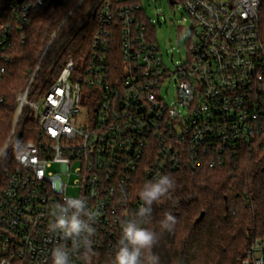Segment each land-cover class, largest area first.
<instances>
[{"label":"built area","instance_id":"built-area-1","mask_svg":"<svg viewBox=\"0 0 264 264\" xmlns=\"http://www.w3.org/2000/svg\"><path fill=\"white\" fill-rule=\"evenodd\" d=\"M64 1L37 3L53 8ZM174 1L192 19L197 38L174 72L159 43L137 23L140 6L115 10L110 3L93 13L100 29L86 60L69 58L53 83L46 77L38 87L46 52L28 71L0 150V264H52L57 246L68 251L70 264H86L83 247L50 231L55 205L65 197L87 200L95 213L93 255L114 264L122 221L139 224L142 181L187 167L225 166L258 150L264 135V0ZM35 5L0 0V85ZM117 16L123 42L113 48L109 26ZM118 54L119 60L111 59ZM169 78L177 83L172 105L162 96ZM29 116L37 129L25 128ZM240 260L264 264V237Z\"/></svg>","mask_w":264,"mask_h":264},{"label":"trees","instance_id":"trees-1","mask_svg":"<svg viewBox=\"0 0 264 264\" xmlns=\"http://www.w3.org/2000/svg\"><path fill=\"white\" fill-rule=\"evenodd\" d=\"M34 1L30 23L24 30L25 41L11 50L8 74L0 85V96L4 97L0 103V150L11 134L16 97L29 82L28 71L37 68L46 52L36 81L38 87L46 77L53 83L69 58L78 64L86 60L99 35L100 25L93 13L100 4L110 3L115 10L139 5L137 23L145 25L147 38L158 44L156 27L147 18L142 0H65L53 8ZM120 21L117 16L109 26L112 34L108 46L113 48L122 46ZM261 30L264 44V20ZM110 57L119 60V54ZM25 128L37 129L31 116ZM168 174L174 187L152 205L149 222L148 217L139 219L141 226L159 234L152 251L159 256L160 264H241V257L254 241L264 237V135L257 151L243 154L225 166L187 167ZM146 182L142 181L139 190ZM169 212L177 223L171 232L162 231L159 221ZM103 259L93 255L90 261L103 264Z\"/></svg>","mask_w":264,"mask_h":264},{"label":"clouds","instance_id":"clouds-1","mask_svg":"<svg viewBox=\"0 0 264 264\" xmlns=\"http://www.w3.org/2000/svg\"><path fill=\"white\" fill-rule=\"evenodd\" d=\"M174 180L169 174H162L155 180L144 183L138 195L143 201L135 213L139 217H148L150 220L152 205L162 197L169 194L174 187ZM123 194V192H122ZM72 210L69 214V210ZM53 222L51 232H62L66 238L76 243L77 248L83 247V259L90 264L92 239L95 234V213L88 208L87 200L83 197H65L64 202L55 205L52 212ZM177 223L176 217L170 212L164 214L159 221L162 231L171 232ZM159 239V234L147 227L136 223L133 219L122 221V231L118 241V250L115 254L114 264H160V258L152 249ZM52 264H70L68 251L57 246L52 252Z\"/></svg>","mask_w":264,"mask_h":264},{"label":"rangeland","instance_id":"rangeland-1","mask_svg":"<svg viewBox=\"0 0 264 264\" xmlns=\"http://www.w3.org/2000/svg\"><path fill=\"white\" fill-rule=\"evenodd\" d=\"M142 7L147 18L151 19L156 27V37L161 48L164 60L171 72L175 66L187 60L189 48L196 41L193 35V22L185 12L181 3L172 6L169 0H142ZM162 96L168 105L175 102L177 96V83L171 78L167 79L162 88ZM75 177L70 181L73 183ZM78 192L70 190V195Z\"/></svg>","mask_w":264,"mask_h":264},{"label":"water","instance_id":"water-1","mask_svg":"<svg viewBox=\"0 0 264 264\" xmlns=\"http://www.w3.org/2000/svg\"><path fill=\"white\" fill-rule=\"evenodd\" d=\"M170 1V4H175L176 2L174 0H169ZM204 214H202L203 216Z\"/></svg>","mask_w":264,"mask_h":264}]
</instances>
